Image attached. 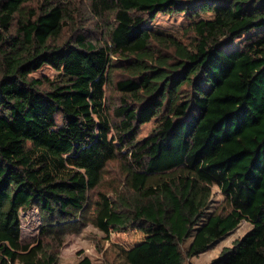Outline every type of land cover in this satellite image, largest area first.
Instances as JSON below:
<instances>
[{"label":"trees","instance_id":"1","mask_svg":"<svg viewBox=\"0 0 264 264\" xmlns=\"http://www.w3.org/2000/svg\"><path fill=\"white\" fill-rule=\"evenodd\" d=\"M32 1L0 0V264H58L90 225L126 264H185L242 221L209 264H264V0H89L83 26L72 0ZM160 14L186 41L150 26ZM120 158L128 195L94 199Z\"/></svg>","mask_w":264,"mask_h":264},{"label":"rangeland","instance_id":"2","mask_svg":"<svg viewBox=\"0 0 264 264\" xmlns=\"http://www.w3.org/2000/svg\"><path fill=\"white\" fill-rule=\"evenodd\" d=\"M43 0H33V6H38ZM74 7L80 10L77 15V24L83 26L84 19L89 15L87 5L89 0H72ZM188 21L182 16H168L158 15L157 18L150 24L156 30L172 35L174 37L182 38L184 28L187 26ZM90 30H94L93 37L101 38L102 31H100L98 23H90L87 26ZM72 29H66L64 31L63 41L68 40L71 35ZM182 41H186L182 38ZM237 41V40H236ZM235 41V43H236ZM234 43V44H235ZM57 73L50 69L48 66H44L39 71L33 74L34 77L39 78L41 76H48L51 78L56 77ZM118 73L114 75V78L118 79ZM108 99H118V94L107 88ZM157 123L155 120L141 127L139 131V139L147 137L156 127ZM125 163L123 158L111 163L106 169L104 175V181L102 186L95 193L94 199H98V193L107 195L110 199H114L117 196L124 197L128 195L127 187L124 185L125 172L122 166ZM224 196L218 187L213 188V195L211 204L208 209V213L215 212L223 207ZM20 219L22 223V238L26 243L36 244L40 237V230L42 227V219L39 211L35 208L20 213ZM252 226L246 221H242L240 225L231 233L227 234L222 239L214 242L209 249L193 258H185V264H209L212 260L219 257L220 253L224 248H231L233 243L242 238L246 233L251 230ZM76 248L68 256L60 258L58 264H77L82 257H89L94 264H126L124 256L121 251L111 245L110 241L107 240L106 236L92 225L86 227L82 233L74 239ZM190 240L185 242L183 250L189 247ZM79 251L83 252L82 255H78ZM185 254V253H184ZM19 264V263H16Z\"/></svg>","mask_w":264,"mask_h":264}]
</instances>
